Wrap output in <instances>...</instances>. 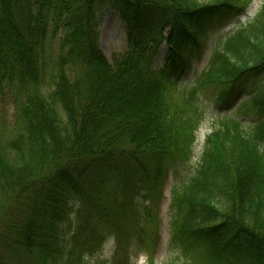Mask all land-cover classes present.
I'll list each match as a JSON object with an SVG mask.
<instances>
[{"label": "trees", "instance_id": "trees-1", "mask_svg": "<svg viewBox=\"0 0 264 264\" xmlns=\"http://www.w3.org/2000/svg\"><path fill=\"white\" fill-rule=\"evenodd\" d=\"M250 2L0 0V107L13 104L9 120L0 115V264H90L108 239L112 264L140 250L154 264L157 208L139 207L135 183L149 197L187 163L204 92L218 88L220 109L246 77L256 87L214 119L173 192L170 243L181 264H264V2L193 81L180 80L211 22ZM106 11L126 26L111 61L99 45ZM164 43L169 57L155 66ZM247 110L257 117L244 119Z\"/></svg>", "mask_w": 264, "mask_h": 264}, {"label": "rangeland", "instance_id": "rangeland-1", "mask_svg": "<svg viewBox=\"0 0 264 264\" xmlns=\"http://www.w3.org/2000/svg\"><path fill=\"white\" fill-rule=\"evenodd\" d=\"M264 0H251L250 4L242 11L235 14H229L228 19H214L207 30L208 38L204 42V46L196 51L200 53L198 58L193 60L186 68V75H181V84H189L194 80L195 76L203 71L207 64L208 58L212 48L217 45L223 37L229 32L235 30L239 24L249 22L259 10ZM100 22L98 25L99 31V45L105 56L111 61L114 56L123 52L126 42V26L123 20L118 16V13L113 11H106L100 13ZM169 57V45L164 43L160 47V51L155 58V66L162 65ZM179 72V71H178ZM264 74V69L261 71ZM260 74V75H262ZM253 77H246L243 81L236 85L237 92L234 97L220 109H215L212 106L213 99L217 96L218 88L211 87L204 92L202 105L204 106L205 115L200 125L195 132V141L192 147V154L190 159L185 164H178L174 171L170 170L165 178L154 187L147 196L149 188L145 181H140L139 178L135 183L137 193L135 195V202L139 204L140 208L151 207L156 205L157 214L159 217V238L157 242L156 252L154 253V264H181L182 258L177 254L176 245L170 243L173 226L172 219L174 210L171 207V200L173 192L176 187H180L183 180H186L197 166L206 136L212 130V122L217 116L223 114H233L239 103L247 97L249 93L256 87ZM246 85V87H245ZM13 109V104L10 98H6L0 107V115L2 118L10 119ZM242 114L244 119H253L256 114L247 110ZM247 116V117H246ZM140 183V184H139ZM149 202H151L149 204ZM152 209H154L152 207ZM114 253V241L108 239L102 246L101 251L88 257L90 264H112V257ZM146 250H140L137 256L131 255L129 264H147ZM116 259L123 260V255H116Z\"/></svg>", "mask_w": 264, "mask_h": 264}]
</instances>
